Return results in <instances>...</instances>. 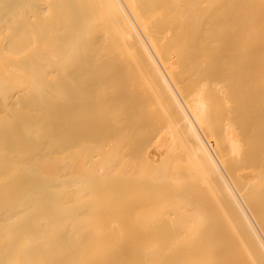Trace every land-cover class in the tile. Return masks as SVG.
<instances>
[{
	"label": "bare ground",
	"instance_id": "6f19581e",
	"mask_svg": "<svg viewBox=\"0 0 264 264\" xmlns=\"http://www.w3.org/2000/svg\"><path fill=\"white\" fill-rule=\"evenodd\" d=\"M0 264H264V0H0Z\"/></svg>",
	"mask_w": 264,
	"mask_h": 264
}]
</instances>
